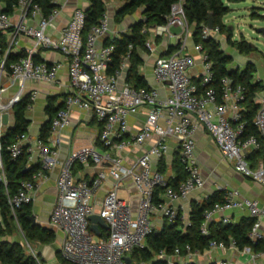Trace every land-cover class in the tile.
<instances>
[{
    "label": "built area",
    "instance_id": "1",
    "mask_svg": "<svg viewBox=\"0 0 264 264\" xmlns=\"http://www.w3.org/2000/svg\"><path fill=\"white\" fill-rule=\"evenodd\" d=\"M105 5L109 0H103ZM56 7L43 17L39 6L31 4V0H18L15 8L20 17L13 24L7 13L0 7V33L12 30L14 35L20 33L35 40L34 49L10 65L11 78L18 82L19 90L14 97L6 102L0 100V137L4 114L12 115L13 105L22 96L25 82H44L52 84L56 81L60 64L47 65L45 62L35 63L32 55L39 48L57 50L68 58V79L70 93L64 99V107L56 112L51 119L50 132L46 142L39 138L34 144H29L26 134L19 136L8 146L12 158L21 155L24 148L29 153L28 163L39 161L41 168L31 180L21 181L18 190L8 195V207L13 216L24 204L32 203L38 183L45 178V170L58 167L56 178V198L49 214L47 227L63 235L60 244L61 258L70 264H145L131 258L134 251L144 249L146 238L160 227H155L153 214L160 211L161 217L167 223L173 222L178 210L172 204L185 198L192 191L203 186V178L197 166L194 149V135L203 128L211 136L216 147L223 156L233 164L234 169L253 181L264 185V161L256 168H251L247 155L264 147V95L255 97L258 105L253 123L257 135L242 136L244 121L241 101L244 90L238 84H233L228 77L220 80V93L212 87L211 64L207 53L200 43H194L193 49L199 55V62L189 53L184 52L185 43L192 36V27L188 24L183 9V0L174 3L166 17V21L150 29L151 36L171 35L170 28H180L179 48L166 56H158L153 62L154 86L134 88L125 80L129 67V54H126L119 68L112 74L107 69L112 61L113 44H103L110 32L109 17L105 12L97 25L92 26L85 34V12L83 9L73 10L67 24L56 38L49 37L45 31L58 14V0H52ZM41 16L36 27L23 23L26 14ZM219 33L218 27L212 30L203 26L200 32L202 39L213 37ZM13 39L8 43L5 56L11 50ZM145 47L150 48L147 40ZM168 51V50H167ZM4 59L1 60L2 68ZM199 64L201 73L198 82L193 80L190 71ZM2 71V70H0ZM122 78V81L120 79ZM158 86V87H157ZM163 88V93L160 91ZM203 87V88H202ZM202 88V89H200ZM3 89L0 87V95ZM37 92L30 93V102L36 98ZM78 108L89 113L101 124L98 142L102 152L94 146L81 147L69 154L63 160L58 158L60 131L68 124L69 113ZM141 110L144 111V121L141 129L126 138L127 118ZM153 136L156 141L147 149L137 154L133 165H123L122 152L128 147L143 146ZM174 140L179 147L178 161L186 171V177L176 188L168 186L166 177L159 172L158 163L169 150V141ZM34 150L38 158H34ZM75 164H92L99 168L88 181L76 180L73 174ZM110 177L113 180L111 188L96 205L92 199L95 192ZM131 179L138 201L133 211L130 203L120 197L118 190L124 179ZM0 185L8 193L6 178L0 158ZM158 187L164 188L163 195L168 199L165 205H154V192ZM236 192H227L223 202L214 203L203 212L201 233L208 234V224L213 215L233 209L248 211L253 224L247 234L255 244L264 240L261 230V220L264 209L258 201L236 198ZM99 215L107 229H100L99 235L90 230V215ZM227 220L224 219V223ZM226 246L211 241L209 249ZM186 254L181 255L175 249L171 255L160 250L155 257L164 259L167 264H191L190 259L197 253L185 246ZM250 252V247L241 249ZM31 255L41 264L35 252ZM129 257L131 262L125 261ZM255 254L252 255L254 259ZM214 264H231L227 260H218Z\"/></svg>",
    "mask_w": 264,
    "mask_h": 264
},
{
    "label": "crops",
    "instance_id": "2",
    "mask_svg": "<svg viewBox=\"0 0 264 264\" xmlns=\"http://www.w3.org/2000/svg\"><path fill=\"white\" fill-rule=\"evenodd\" d=\"M58 4H60V6L57 5L58 14L52 24L48 26L45 31V33L51 38H56L59 36L61 29L67 24L74 9L80 8L84 10L88 6L86 0H58ZM232 4L234 3L230 4L231 12L233 11ZM120 6L121 2L117 0H109L106 4V13L109 17L110 32L103 41L98 42V47L104 44L106 38L112 39L114 37L121 36L123 33H128L130 27L135 22L140 20L142 14L140 9L131 14H126L120 19H117L115 15L117 14V10ZM8 15L13 24H16L20 19H22L20 17L19 11L15 7L11 13H8ZM40 19V15L33 17L28 13L23 17V23L28 26L36 27ZM150 29L148 31L147 40L151 42V47H145V51L140 52L141 63L138 66V71L144 76L148 87L156 85L153 78V62L155 58L158 56H166L168 47L170 45L179 44V35L181 32L180 28L171 27V35L152 37ZM219 34L220 33L213 35L217 41H219ZM0 36L5 39L7 44L13 39L11 51L14 53L23 52L26 55L29 50L34 49L35 40L31 37L25 36L22 33L14 35L10 29L6 32H1ZM193 44L194 42L192 40V36H189L185 43L184 52L192 55L198 63L199 55L194 51ZM221 49L224 51L222 46ZM36 54H38L43 61L48 62L49 64H60V68L57 71L56 81L52 84L44 82L24 83L22 96L26 97L34 91L37 92L36 98L30 102L25 114L29 121L26 136L28 138L29 144L32 145L38 138L41 127L46 122H48V116L45 113L48 99L56 98L55 103H58L62 101L64 97L71 91L68 79L67 56L63 55L57 50L48 48H39L36 50ZM2 58H5V54ZM238 61H240L238 58L235 59L232 57V63L230 65L231 69H242L247 63H252L254 65L252 61L246 62L244 64H240ZM198 66L199 64H197V66L190 71V74L196 83L198 82V76L200 74ZM143 69L151 75V81H149V79L146 77ZM255 73L256 71L254 72L255 80L260 81L262 84V89L257 92V96H261L264 95V73L262 74L263 79L260 77V75L256 76ZM120 81H122V78ZM0 87L3 89L0 95V100L3 102H6L14 97L19 90L18 82L13 80L11 76L6 74L4 71H0ZM160 91L163 93V88L160 87ZM143 121V110L128 116L127 133L125 137L129 138L132 134L138 132L143 125ZM7 125L9 127L13 125V115L11 114L8 115ZM5 128L8 127H3L2 132ZM99 131L100 125L94 117L84 110L73 108L69 113L67 126L60 131L61 141L57 149L59 160L65 159L71 152L81 147L94 146L96 149L98 147L102 149V146L98 142ZM155 141L156 137L153 136V138L147 141L143 146L138 148L128 147L124 152H122L123 165L127 167L133 165L137 154L147 149L148 146ZM194 141V155L204 181L203 186L192 191L185 198L179 199L172 204L180 212L185 222L188 220L191 204L194 202L200 203L215 192H222L223 198L227 192H236L237 199L248 198L256 200L258 201L259 206L264 209L263 184L253 181L249 177L237 172L234 169L233 164L223 156L221 151L214 144L211 136L203 128H199L196 131L194 135ZM33 152L34 158L37 159V151L34 150ZM178 152L179 147L177 142L170 140L169 150L166 155L158 163H154L158 170L160 167H162L163 175L165 177L172 178L174 176V166L178 157ZM250 154L247 155L246 159L248 165L251 168H256L261 162L264 161V153ZM98 170L99 168L92 164H75L73 167V174L76 180L88 181ZM44 174L45 178L38 183V186L34 192V199L31 203V207L32 214L34 215L36 222L40 225L46 226L50 211L56 198L55 184L58 175V167L45 170ZM112 184V178L108 177L102 186L95 192L92 201L96 205L100 203L107 191L111 188ZM118 194L120 197L124 198L130 203L133 211L136 210L138 195L135 192L131 179L126 178L123 180L121 187L118 190ZM159 200V205H165L168 202V199L163 194L159 195ZM224 219L227 220L226 223L238 224L242 219L251 218L247 210L233 209L216 213L213 215L209 224H226L224 223ZM163 222L164 220L161 217L160 211H157L155 214H153V223L155 227H160ZM261 230L264 234V218L261 220ZM56 234H58V237H56L51 244H37L35 246V252L39 257L41 264H61L59 250L63 235L61 232H55V235ZM0 240H7L9 242L16 241L20 243L17 236H15V233H9L4 237H0ZM253 254L256 255L254 259L252 258ZM218 260H227L231 262V264H264V245H262L259 249L250 248V252L245 253L232 243L224 249H207L203 253H198L190 259L191 264H214Z\"/></svg>",
    "mask_w": 264,
    "mask_h": 264
},
{
    "label": "trees",
    "instance_id": "3",
    "mask_svg": "<svg viewBox=\"0 0 264 264\" xmlns=\"http://www.w3.org/2000/svg\"><path fill=\"white\" fill-rule=\"evenodd\" d=\"M88 3L85 12V34L92 26L97 25L99 20L106 12V5L103 0H86ZM121 2V6L117 10L115 17L120 19L126 14H131L136 10H141V18L135 22L128 33H123L119 37L112 39L106 38L104 44H113L114 51L112 53V61L107 72L114 73L120 65L122 58L129 54V67L126 72V82L134 88L148 87L147 82L142 74L138 71L141 63L140 52L145 51V42L147 40L150 28L162 24L166 21L171 6L178 0H117ZM245 0H183V9L188 24L192 27V40L194 43H200L202 49L208 55V61L211 64L212 87L216 92L220 93V80L228 77L233 84L243 87L244 99L240 105L242 107L244 132L242 136L257 135V130L253 120L258 109L255 103L257 92L262 89L260 81L255 80V66L247 63L244 68L231 69L232 57L226 54L222 49L220 42L214 37L202 39L200 32L203 26L207 24L209 13L213 17V27L219 28V33H226L227 43L240 54L248 55L251 52V46L244 40H231L232 32L230 27L224 23V17L231 12V3H239ZM18 0H0V7L4 13H11L17 5ZM31 4H36L41 10L43 17H48L56 4L52 0H31ZM8 44L4 38L0 36V63L7 50ZM179 48V44L170 45L167 54ZM23 52L14 53L11 50L6 54L4 63L0 70L6 74L10 73V65L24 57ZM35 63L45 62L38 54L32 55ZM264 62V58H263ZM50 65L48 62H45ZM203 88V87H202ZM200 88V89H202ZM66 97V96H65ZM64 97V99H65ZM64 99L55 103L56 98H49L45 108L48 116L46 122L39 131L38 138L43 142L47 141L50 132V123L53 116L58 110L64 107ZM30 105L29 95L21 96L20 100L13 105V125L5 128L0 137V158L3 169L8 180V193L0 185V237L11 234V223L18 225L24 238L30 243L51 244L55 238V232L47 226L38 223H32L29 216L32 215L31 203L24 204L18 209L13 216L8 207V195L14 194L21 181L31 180L32 176L41 168L39 161L28 163L27 157L29 153L24 148L20 156L12 158L8 146L16 141L22 134H26L29 121L26 117V110ZM100 127L101 124L99 123ZM264 153V147L252 152ZM250 154V155H251ZM159 172L163 174L162 167ZM186 177V171L180 164L178 159L175 161L174 176L166 177V183L172 188H176L180 181ZM164 193L163 187H158L154 192L153 203L159 205V195ZM222 192H215L205 198L202 202H194L190 206L188 220L185 222L178 211V215L173 222H163L158 230H154L146 238V247L141 250L134 251L131 258L136 261H143L145 264H167L164 259L156 258L155 255L163 250L167 255H171L175 249H179L182 256L186 254L185 246H189L193 253H203L209 249V243L215 241L221 242L226 247L235 245L239 249L250 247L251 249H259L264 245V241H258L253 244L247 234L253 224V219H242L238 224H208V234L201 233V224L203 221V212L213 206L214 203L223 202ZM61 264H70L64 261L60 256ZM41 262V261H40ZM0 264H37L31 254H26L22 245L16 241L0 240Z\"/></svg>",
    "mask_w": 264,
    "mask_h": 264
},
{
    "label": "rangeland",
    "instance_id": "4",
    "mask_svg": "<svg viewBox=\"0 0 264 264\" xmlns=\"http://www.w3.org/2000/svg\"><path fill=\"white\" fill-rule=\"evenodd\" d=\"M232 8L233 11L230 14H227L223 19L224 23L230 27L232 32L231 40H244L251 46L252 50L248 55L238 53L228 45V36L226 33L219 34L218 40L225 53L235 59L238 58L240 64L252 61L256 68L255 75H260V77H262V74L264 73V34L260 32V30L264 29V0H245L243 2L232 4ZM198 70L201 73L200 66H198ZM143 72L149 81H151V75L144 69ZM97 151L102 152L103 150L98 147ZM11 225V232L15 233V236L19 239L24 252L26 254L35 252V246L40 243L28 242L24 238L18 225L14 222L11 223ZM56 237H58V234H56Z\"/></svg>",
    "mask_w": 264,
    "mask_h": 264
},
{
    "label": "water",
    "instance_id": "5",
    "mask_svg": "<svg viewBox=\"0 0 264 264\" xmlns=\"http://www.w3.org/2000/svg\"><path fill=\"white\" fill-rule=\"evenodd\" d=\"M206 26L210 30L213 29V17H212L211 13H209V15H208V21H207ZM260 32H262L264 34V29H261ZM0 55H1V49H0ZM2 124L5 127L9 128V126L7 125L8 124V115L7 114L3 115ZM29 219L31 220L32 223H37L33 214L31 216H29ZM88 220L90 221V230L97 235H99L100 229H104V230L107 229V225L105 224L103 219L97 214L90 215ZM125 261L128 263L131 262L129 257H125Z\"/></svg>",
    "mask_w": 264,
    "mask_h": 264
}]
</instances>
